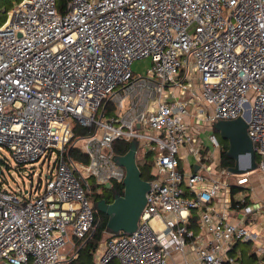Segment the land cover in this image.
<instances>
[{
	"label": "built area",
	"instance_id": "built-area-1",
	"mask_svg": "<svg viewBox=\"0 0 264 264\" xmlns=\"http://www.w3.org/2000/svg\"><path fill=\"white\" fill-rule=\"evenodd\" d=\"M59 9L58 0H22L0 25V145L19 166L56 155L44 189L0 185V264L79 258L97 226L93 184L100 193L126 176L117 141L138 143L153 178L137 230L102 242L94 264H170L175 253L183 264H242L239 242L263 258L264 237L249 228L262 205L247 174L232 181L221 165L213 125L244 118L264 173V0H69ZM141 59L152 67L135 76Z\"/></svg>",
	"mask_w": 264,
	"mask_h": 264
},
{
	"label": "water",
	"instance_id": "water-1",
	"mask_svg": "<svg viewBox=\"0 0 264 264\" xmlns=\"http://www.w3.org/2000/svg\"><path fill=\"white\" fill-rule=\"evenodd\" d=\"M213 127L223 140L229 142L227 155L235 161V165L229 168L231 173L243 175L258 168L254 144L248 135V123L244 118L217 121ZM136 152L137 143L132 142L128 153L116 158L117 163L126 170L123 181L124 195H115L111 203L105 199L97 203V209L109 217L107 228L113 235L134 233L147 204V194L151 185L142 178ZM242 158H246L248 161L247 167L240 165ZM197 170L198 167H195V171ZM106 187L110 188L111 183H108Z\"/></svg>",
	"mask_w": 264,
	"mask_h": 264
},
{
	"label": "rangeland",
	"instance_id": "rangeland-1",
	"mask_svg": "<svg viewBox=\"0 0 264 264\" xmlns=\"http://www.w3.org/2000/svg\"><path fill=\"white\" fill-rule=\"evenodd\" d=\"M21 0H0V25L6 20V11L12 9L17 2ZM152 67V62L150 59L137 60L132 65V70L135 76H145L148 70ZM73 125L77 123L72 120ZM203 127L207 128V124H203ZM209 132L205 131L203 133V138L207 140ZM220 142H223L221 136H219ZM226 141V140H225ZM56 155L54 154L51 159L42 158L38 162L32 164H26L24 166H19L13 159L10 150L0 145V185L6 189L13 190L14 192H25L27 190H33L38 186L44 189L48 177L53 174V166L55 165ZM189 161L193 163V157H190ZM256 169L247 174L251 179L249 187H252L255 194L253 198L255 201L262 205V210H264V181L259 182V176L262 174ZM236 175L232 181H235ZM246 245V244H245ZM242 245V249L246 248ZM248 246V245H247Z\"/></svg>",
	"mask_w": 264,
	"mask_h": 264
},
{
	"label": "trees",
	"instance_id": "trees-1",
	"mask_svg": "<svg viewBox=\"0 0 264 264\" xmlns=\"http://www.w3.org/2000/svg\"><path fill=\"white\" fill-rule=\"evenodd\" d=\"M22 1V0H21ZM59 1V11L61 12L62 8L66 5V3L69 0H58ZM11 10V9H9ZM8 11V10H7ZM111 110V109H110ZM113 111V108H112ZM215 133L218 135V137L220 136L219 132H217L214 129ZM89 133L88 130L86 129H81L79 128L77 130V136H84L87 135ZM132 142H123V141H117L114 143V150L117 156H124L128 153V151L130 150V146H131ZM138 144V143H137ZM222 145V155H221V165L227 169H229L230 167H233L235 165V161L233 159H231L228 155L227 152L229 150V142L223 140V142H221ZM69 155L70 157H72L75 160L84 162V163H88L89 159L86 155H84L81 151L77 150V149H71L69 151ZM257 157V162L258 160V156ZM137 163L139 165V168L141 170L142 173V178L146 181H150L152 180L153 176H152V169H153V161H151L150 159H137ZM91 183H94V180L91 179ZM96 186H94L93 184V189L92 192L89 194V197L93 203V210H94V214L96 217V229L95 232L93 233V235L87 240L85 241V244L83 245L81 251H80V255L79 258L75 261H73L71 264H94V255L95 252L97 251L99 245L104 242L105 240H108L109 238H111L112 236H115L111 233H109V230L107 228V223L109 220V217L103 213H101L98 209H97V203L100 200L105 199L108 203L113 202L115 195H124V185L117 183V182H112V185L110 188H107L106 186L102 187V191L100 193H98L96 191ZM237 191H239L238 188H233V193L235 194ZM248 194L251 195V191L248 189L247 190ZM251 204V200L250 197H248L246 205ZM235 207V204L233 205ZM119 235V234H116ZM247 244V243H246ZM242 245H245V243H237L235 250L238 251H242ZM238 251V252H240ZM241 253V252H240ZM244 253L242 252L240 255L241 258V262L242 264H246L244 261ZM252 258H255L258 261V258L255 254L250 255V257H247V260H251ZM111 264H119L116 260L112 261Z\"/></svg>",
	"mask_w": 264,
	"mask_h": 264
},
{
	"label": "crops",
	"instance_id": "crops-1",
	"mask_svg": "<svg viewBox=\"0 0 264 264\" xmlns=\"http://www.w3.org/2000/svg\"><path fill=\"white\" fill-rule=\"evenodd\" d=\"M261 174H262V176H259V182H263L264 181V173H261ZM250 190L253 191L252 187H250ZM253 196H255V194L252 192V196L251 197H252V201H254L253 202V204H254V203H257V202L255 201V199L253 198ZM249 228L254 233H257L261 237H264V210H262L261 212H259L257 221L254 222V223H252V224H249ZM245 246H246V248L241 249L242 251H240V250H238V251H240L241 253L242 252L244 253L243 254L244 255V261H245L246 264H264V257L263 258L257 257L258 258V261L255 258H252L251 260L248 261L247 260V257H250V255H253L254 254L253 243H250L249 242ZM241 253H240V255H241ZM190 259L193 260V255H190ZM170 264H183V256L180 253L173 254L172 255V258H171V261H170Z\"/></svg>",
	"mask_w": 264,
	"mask_h": 264
},
{
	"label": "bare ground",
	"instance_id": "bare-ground-1",
	"mask_svg": "<svg viewBox=\"0 0 264 264\" xmlns=\"http://www.w3.org/2000/svg\"><path fill=\"white\" fill-rule=\"evenodd\" d=\"M240 165L242 167H247L248 166V161L246 160V158H242L240 161Z\"/></svg>",
	"mask_w": 264,
	"mask_h": 264
}]
</instances>
